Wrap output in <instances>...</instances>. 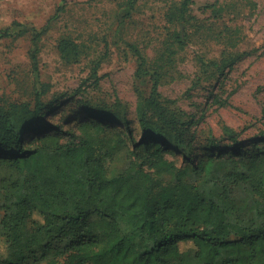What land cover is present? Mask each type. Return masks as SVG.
<instances>
[{
    "label": "trees",
    "instance_id": "16d2710c",
    "mask_svg": "<svg viewBox=\"0 0 264 264\" xmlns=\"http://www.w3.org/2000/svg\"><path fill=\"white\" fill-rule=\"evenodd\" d=\"M135 2L129 0L126 14ZM192 2L180 1L178 23ZM29 30L34 46L46 32L15 21L0 27V39ZM58 48L66 61L81 53L67 37ZM29 54L37 72L35 48ZM233 58L223 57L216 67ZM143 64L140 57L139 68ZM46 92L38 83L32 105L0 106V162L16 176L0 206V264H264V146L237 147L227 129L232 142L222 152L210 141L203 153L192 154L200 148L184 131L158 125L141 106L139 139L128 123H103L119 116L105 103H80L87 116L63 127L48 122L62 102L45 105ZM165 137L189 153L168 159ZM126 139L128 166L110 174ZM239 185L250 188L243 204L234 194Z\"/></svg>",
    "mask_w": 264,
    "mask_h": 264
},
{
    "label": "rangeland",
    "instance_id": "374dc122",
    "mask_svg": "<svg viewBox=\"0 0 264 264\" xmlns=\"http://www.w3.org/2000/svg\"><path fill=\"white\" fill-rule=\"evenodd\" d=\"M180 1L136 0L126 14L129 0H0V27L18 21L46 29L35 46L32 30L0 39V106L32 105L35 86L43 83L45 105L62 102L47 115L48 122L63 127L87 116L80 103H105L119 116L109 115L103 123L109 128L128 123L139 139L136 112L141 106L158 125L184 131L200 148L192 154L203 153L210 141L220 147L214 151L222 152L232 142L227 129L237 147L264 146V0H193L178 23ZM64 37L79 45L76 60L61 57L58 45ZM230 55L235 60L216 67ZM171 140L163 139L171 151L167 158L181 161L189 147ZM130 148L126 139L109 164L110 174L127 168ZM15 177L1 161L0 206ZM162 177L170 179L169 174ZM248 191L243 185L234 188L241 204Z\"/></svg>",
    "mask_w": 264,
    "mask_h": 264
}]
</instances>
